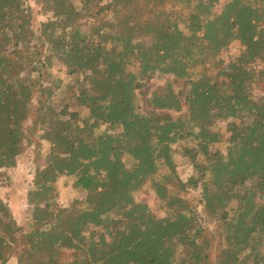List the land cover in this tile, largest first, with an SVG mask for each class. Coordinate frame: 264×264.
Returning a JSON list of instances; mask_svg holds the SVG:
<instances>
[{"label":"trees","instance_id":"1","mask_svg":"<svg viewBox=\"0 0 264 264\" xmlns=\"http://www.w3.org/2000/svg\"><path fill=\"white\" fill-rule=\"evenodd\" d=\"M30 1L45 22L0 0V175L50 149L25 226L0 196V264H264V0ZM63 177L85 192L67 207Z\"/></svg>","mask_w":264,"mask_h":264},{"label":"rangeland","instance_id":"2","mask_svg":"<svg viewBox=\"0 0 264 264\" xmlns=\"http://www.w3.org/2000/svg\"><path fill=\"white\" fill-rule=\"evenodd\" d=\"M27 5H32V12L34 17V23L39 24L40 22H45L47 17L43 16L41 13V6L39 4H34L30 0H23ZM225 4V0H222L221 4L216 6L215 11L219 13L222 9V6ZM240 42H233L229 48L223 51L219 59L228 63L235 60L241 52ZM60 68L59 65H56L55 71ZM63 76V74H61ZM164 83V79L154 76L150 80V86L155 88ZM88 112L84 110L82 116H88ZM223 121L218 122L214 126V130L220 131L225 135L226 138L230 136L227 132L230 122ZM105 128V127H103ZM228 147L227 142H222L215 145V148L220 150L223 153H226ZM50 145L46 141H42L40 146L32 145L28 148L27 152L19 158L18 167L15 170H8L7 176L10 178L11 182L6 183V178L4 175H0V196H4L5 200L9 203L10 208L18 221L20 226H25L28 220L31 218L32 210L28 207L26 202V194L28 193L29 185L33 177L34 162H42L46 153L49 151ZM41 152V153H39ZM42 158H38V155ZM125 162L128 168H133L135 161L132 157L128 156L125 159ZM174 160L177 165V170L179 175L184 181H187L193 174L194 169L189 161V159L182 157L180 154H174ZM58 191H59V203L61 206L67 207L76 199H83L85 192L81 187L76 185L73 178L63 177L58 182ZM135 199L139 202H145L150 205L153 213L158 218H163L164 213L159 209V200L153 189L151 188L150 183L145 184L142 190L138 191L135 194ZM8 264H17L15 257Z\"/></svg>","mask_w":264,"mask_h":264}]
</instances>
